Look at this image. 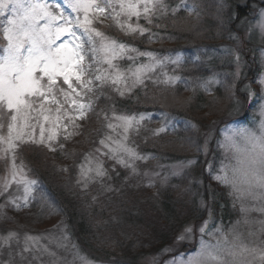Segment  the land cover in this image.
Returning a JSON list of instances; mask_svg holds the SVG:
<instances>
[{
	"label": "trees",
	"instance_id": "1",
	"mask_svg": "<svg viewBox=\"0 0 264 264\" xmlns=\"http://www.w3.org/2000/svg\"><path fill=\"white\" fill-rule=\"evenodd\" d=\"M148 8L147 13L130 20L131 28L140 27L145 30L143 34L139 30L129 33V27L118 31L103 30L106 37L126 46L121 52L123 60L114 62L120 68L122 78L110 86L105 80L102 85L96 81L91 92L85 90V100L96 106L93 115L85 119L72 115L69 119V129H75L76 141L81 145L87 141L85 134L100 133L102 127V135L107 128L104 124L99 128L100 107L105 106L104 111L109 114H127L135 118L131 143L141 154L147 153L145 159L138 160L139 172L133 174L120 164L119 169H111L106 164L109 166L106 168L108 176H95L85 190L73 173L69 178L52 180L36 167L31 173L35 178L32 190L37 192L36 199L12 200L0 195L2 261H6L9 251L13 252L15 248L13 242L4 244V238L10 233H26L24 229L27 232L34 230L33 226L20 227L19 221L27 217L24 215H33L42 226L47 217L61 218L53 233L68 244L73 243L78 253L105 264H138L143 254L172 244L186 222L198 225L205 219L201 205L209 199V192L202 181L207 180L210 188L213 186L210 184L209 160L201 157L206 139L200 138L193 145L185 144L182 149L177 147L179 140L175 141L174 136L178 138L180 135L181 123L190 120L202 125L210 97L220 98L221 103L222 94L231 85L230 81L228 87L223 88L221 83L224 84L226 75V81H233L234 96L239 93L242 96L233 109H245L250 95L247 88L251 84L257 86L260 73L259 69L252 70L249 66L254 65L259 52L252 55L255 56L252 63L246 60L248 70L239 75L233 50L225 47L235 39L243 38L247 27L254 26L252 23H256V17H252V11L258 13L259 8L264 9V0H159L155 6L150 3ZM252 31L254 40L258 34L254 28ZM142 54L154 57L155 67L151 71L143 68L145 72L142 73L141 65L154 62L149 55ZM138 69H141L142 82H137L134 75ZM181 94L188 95L183 110L168 108L164 103L167 97L176 98ZM260 97L257 95L258 99ZM231 117L224 119V123L231 122L234 119ZM161 128L165 131L160 132ZM177 130L180 131L176 133ZM143 141L147 144H142ZM184 149L187 151L181 152ZM83 153L85 157L88 155ZM182 156H185L184 161L193 157L196 163L185 170L184 176L177 177L173 175L171 165ZM149 171L159 174V184L148 181ZM161 182L165 184L161 185ZM213 188L217 191L215 186ZM217 192L214 195L220 196L225 207L216 214L221 216V222L229 224L233 220L230 203L221 197L225 196V190L220 192L218 189ZM41 234L44 232L40 228ZM15 261L12 259V264Z\"/></svg>",
	"mask_w": 264,
	"mask_h": 264
},
{
	"label": "rangeland",
	"instance_id": "2",
	"mask_svg": "<svg viewBox=\"0 0 264 264\" xmlns=\"http://www.w3.org/2000/svg\"><path fill=\"white\" fill-rule=\"evenodd\" d=\"M39 2H46L52 5L54 11L63 10L66 15H76L67 8V0H55L54 2L53 0H50L49 2L47 0H40ZM99 3L103 5V0H99ZM124 3L136 4L138 5L140 14L145 13L143 11L144 0H124ZM150 3L151 2L148 3V6H150ZM56 5H59L60 8L55 9ZM260 10L262 11L264 9L259 8V12ZM116 11L120 12L118 3L116 5ZM259 12L257 13V11H252V17H256V23H252L254 25L253 27L248 28L246 26L247 29L245 34L242 36L243 38L235 39L234 42H231V44L225 47L227 50H233L237 64V73L239 75H242L241 73L248 70L246 60L252 63L253 58L255 57L252 55L255 51L259 52V57L254 59V65L249 66L252 70L259 69L260 76L258 77V88L252 84L250 88H247V91H250L251 94L249 95L248 100H246L247 103L245 104V109L243 111H237L235 108L233 109L234 105L239 103V99H241L242 96L240 93L238 95L235 94L236 97L234 96L233 81L231 79L226 81V78L228 77V75H226L224 84H221L225 89L228 87L230 81L231 85L229 86V90L223 89V91H225L222 94L223 97H221V103L220 98L211 99L213 97H210L208 111L204 110V112L208 113L205 115L203 114L204 121H202V125L199 126L200 124L198 123L196 125L194 122H190V120L187 121V123H181L180 135L178 134V138L174 136L175 141L179 140L177 147L182 149L185 144L193 145L196 144L200 138L206 139L201 157L202 159L208 158L209 160L208 167L210 171L209 174L211 176L210 184L213 186L210 188L207 180L205 182L202 181L203 187L209 192V199L201 205L205 210V219L198 225L192 222H186V224L181 227L180 231L176 233L172 244L166 247H161L159 250L149 254H143L138 261V264H172L173 260L178 259L180 256L187 257L194 255L199 250V242L202 238L208 243L214 244L216 242L219 234L217 233V236L214 237L211 233H216L217 229H221L224 233L228 234L229 241H233L234 234H239L240 239L239 241H236V243H242L250 250L255 249L258 252L261 248H264V212L253 210L264 207V201L254 200L251 197L237 199L236 196L231 194L232 190L229 186L222 185L214 179L216 175H222L220 169L223 165L228 164L230 161L231 153L226 152L225 148L222 146L225 141V137L232 134L234 131H239L244 128L254 130L258 129L261 122H264L263 103L261 109V122H251L255 127L251 126L249 123L239 126V122L241 121L240 119H244L246 115H250L255 110V106L253 105L254 103L251 101L256 99V90H259L264 95V84H261V81L264 80V47H258V45L261 44L264 46V35H261L258 27L261 19V17H259ZM256 13L258 14V17L256 16ZM80 15L83 17V13ZM89 16L91 18L93 13L90 12ZM112 16L113 10L111 8H107L103 14L95 13V19L92 20V27L98 29L102 34L103 30L106 28L108 30L115 29L117 31L118 29L125 30L127 27L131 26L130 20L132 17H135V15L129 17L124 13H121L116 19H113ZM57 23H62V20H58ZM41 24H43V21H41ZM121 25H123V28ZM249 26H251V24H249ZM252 28H254L258 34V37H255L254 40L251 38L253 34ZM133 29L140 31V27L135 26ZM136 30L129 31L128 29L129 33L136 32ZM104 37L108 40H113L105 35ZM99 39L100 38L97 37V40ZM85 49L86 55L82 66L86 67L88 71L84 73L83 80H92V86H94V83L96 82L94 77L97 75L104 77V80L107 81L105 84L109 86L112 85L116 79L121 80L122 75L120 68L114 65L115 61L120 62L123 60L121 52L117 53L115 57L109 59L110 54H106L103 51L93 52L88 44H85ZM143 72L145 71L142 68V73ZM64 87L67 89L66 85H64ZM85 90L86 88L78 89V94H70L67 101L64 100V96L62 94H58L56 96V100L60 101V104H57L49 99L46 102H38L33 105V110L29 113L28 117V127L23 128L25 133L24 142H16L15 160L17 175L15 179L12 178L13 168L10 162L11 151H6V143H0V195L4 194L3 196L12 200L28 198H31L30 200L34 199L37 192L34 193L32 190L35 178L34 176H31V173H34L36 167L45 171L47 173V177L52 178V180L61 178L64 179V177L69 178L73 173L75 174V180L79 183L82 182L81 188L86 190V188L91 186L95 176H108L106 168L109 166H105L106 164H109L111 169L112 167L116 169L118 167L119 169L120 166L118 164L120 163L117 162L116 157H120L125 160L129 159L127 154L123 151L124 148H127L142 157H147L145 156L147 153L141 154L131 143L132 128L135 125L134 119L129 125L126 123V118H132L131 116H128L127 114H121V116L114 115L113 113L109 114L104 111L105 106L103 109L100 107L101 115L98 119H100L99 128L103 126V124L106 125L107 128H104L105 130L102 135V127L99 130L100 133L96 132V134L94 133L92 136L85 134L87 141H83L81 145H79V142L76 141V133L74 134L75 129H69L71 128L69 127V119L72 115L82 119L80 118V110L77 106L81 103L84 104L83 100L85 99ZM187 97V94H181L176 98L169 96L167 97L168 100L166 99V102L164 103L167 104L168 108L183 110L186 103L185 99ZM73 100L76 102L75 104L72 103ZM213 101L214 103H211ZM164 103L146 104H151L150 106L164 107ZM57 108H59V113H57ZM209 108L211 109L209 110ZM97 109H99V107H97ZM94 111L95 110L92 108L91 110L86 111L83 118L85 119L87 117H91ZM57 115H59V119H57ZM44 116H48L47 121L44 120ZM160 116L164 117L166 115L161 114ZM228 116H232L231 118L236 119H233V122L231 121L229 124H226L224 123V119ZM161 120L165 121L163 118H161ZM8 122L9 121L7 119L3 121L5 126L0 129V136L7 137ZM20 124L23 125V121H21ZM109 125H111V127H109ZM206 127L209 128L208 131H205ZM42 129L44 143H40ZM180 130H177L176 133ZM219 131H222L221 134H219ZM49 137H52V139L49 140ZM65 137L67 138L65 139ZM101 141L104 143H101ZM33 144L36 146H33ZM142 144H147V141H143ZM185 151L187 150L184 149L181 152ZM83 152H87L88 155L85 157ZM183 157L185 156L178 157L171 165V171L174 176H184L185 170L196 163V159L193 157H186L189 159L188 161H184L185 158ZM131 164L132 167H125L122 164L120 165H122L126 171L130 170L131 173L133 172V174H137L139 172L138 167H140V162H138V160H134L131 161ZM133 168H135V171H133ZM97 169H99L103 174L97 175ZM132 176L134 178L138 177L136 175ZM148 176L149 182L153 181L154 184H159V174L149 171ZM207 178L209 179L210 177L208 176ZM137 180L138 179L135 181ZM5 183L8 184L7 188L4 187ZM160 184L164 185L165 183L161 182ZM214 186L217 191L219 189L220 192L221 190L224 191L226 188L227 191H225V196H221L222 199L228 202L231 201V203L233 202L231 205L229 204L231 211L235 212L236 209L238 210L239 215L237 216L235 214L233 224H231L228 229L226 228V230H224V223L220 222L221 216L216 214L217 212L224 210L225 206L220 202V196L214 195L215 193L218 194V192L214 190ZM244 209H247V211ZM32 213H34V211ZM24 216L27 217L19 221V224H21L20 227L30 228L33 226L31 228H34L36 231L29 229V232H27V229L23 228L26 230V233H14L15 235L11 236V238L7 235L8 237L3 239V243L11 245L13 242L15 248L13 252L9 251V257L6 261H2L0 259V264H12V259L13 261L17 259L14 264H105L102 262H95L78 253L77 250H74L76 248L73 243L68 244L66 240L58 238L57 235L53 233V230L56 229V225L60 223L61 218L47 217V220L42 226L36 222L33 215L29 214ZM204 225L207 226V229L206 233L202 235L199 229ZM40 228L44 234L39 235ZM186 228H191L192 232L190 234L185 233ZM181 235H185L186 237L190 235L191 238H186L183 241L178 240V237ZM26 245L28 247L27 251H25ZM245 255L251 264H261V262L255 258L254 254Z\"/></svg>",
	"mask_w": 264,
	"mask_h": 264
},
{
	"label": "snow or ice",
	"instance_id": "3",
	"mask_svg": "<svg viewBox=\"0 0 264 264\" xmlns=\"http://www.w3.org/2000/svg\"><path fill=\"white\" fill-rule=\"evenodd\" d=\"M149 2L155 6L159 0H144L145 13L149 11ZM117 3L120 12L116 11ZM59 8V5L55 6V9ZM67 8L76 15H66L63 10L54 11L52 5L41 3L39 0H0V27L7 40L3 54L0 55V129L4 128L5 119L9 121L7 137L0 136V143H6V151H11L13 179L17 175L16 142H24L23 128L28 127V117L33 105L49 99L60 104L61 102L56 100L58 94H62L67 101L70 94H78V89L86 88L88 92L93 90L92 80H83L84 73L88 71L82 66L86 55L85 44H88L93 52L103 51L110 54L109 59L126 50L125 45L108 40L98 29L92 27L95 13L103 14L107 8H111L113 19L121 13L129 17L140 16L138 5L125 4L124 0H103V5L99 0H67ZM90 12L93 13L91 18ZM260 17L258 27L261 35H264V10L261 11ZM58 20H62V23H57ZM121 27L123 28V25ZM135 30L129 26V31ZM144 31L141 28L140 34ZM97 37L100 39L97 40ZM142 55H149L154 61L151 54ZM154 67L155 61L152 65H141V68H147L149 71ZM134 75L137 82H142V73L139 69ZM94 79L100 81L102 85L104 77L97 75ZM261 84H264V80ZM72 103L76 102L73 100ZM77 107L80 110V118H83L86 111L91 110V104L85 106L81 103ZM133 119L135 118H126V123L130 125ZM44 120L47 121L48 116H44ZM21 121L23 125L20 124ZM159 131L163 132L165 129L161 128ZM40 143H44L43 129ZM222 146L226 152L231 153V157L229 163L220 169L222 175H216L214 179L222 185L229 186L231 194L237 199L251 197L264 201V122L255 130L244 128L234 131L225 137ZM123 151L129 159L120 157L116 159L125 167H132L131 161L145 159L127 148ZM102 174L97 169V175ZM4 187L7 188L8 184L5 183ZM253 210L264 212V207ZM206 229L207 226L204 225L199 231L203 235ZM191 232V228L185 229V233ZM217 233L219 236L214 244L202 238L199 250L194 255L180 256L173 260L172 264H251L245 254H254L255 258L264 264V248L257 252L255 249H248L242 243H236L240 239L239 234H234L233 241H229L228 234L221 229H217L216 233L211 235L216 237ZM13 235L15 234L10 233L9 238ZM186 238L191 237L181 235L178 240L183 241ZM27 250L26 245L25 251Z\"/></svg>",
	"mask_w": 264,
	"mask_h": 264
}]
</instances>
